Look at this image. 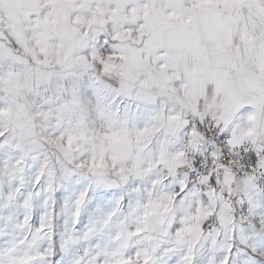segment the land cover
<instances>
[{
	"label": "snow or ice",
	"instance_id": "1",
	"mask_svg": "<svg viewBox=\"0 0 264 264\" xmlns=\"http://www.w3.org/2000/svg\"><path fill=\"white\" fill-rule=\"evenodd\" d=\"M0 264H264V0H0Z\"/></svg>",
	"mask_w": 264,
	"mask_h": 264
}]
</instances>
